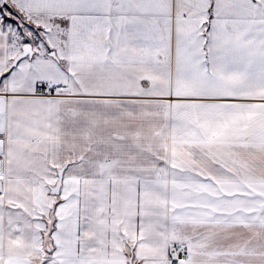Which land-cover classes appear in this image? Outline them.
<instances>
[{
    "label": "snow or ice",
    "instance_id": "obj_1",
    "mask_svg": "<svg viewBox=\"0 0 264 264\" xmlns=\"http://www.w3.org/2000/svg\"><path fill=\"white\" fill-rule=\"evenodd\" d=\"M0 264H264V0H0Z\"/></svg>",
    "mask_w": 264,
    "mask_h": 264
}]
</instances>
